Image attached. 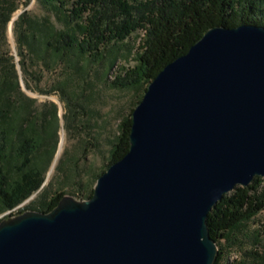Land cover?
<instances>
[{
  "label": "water",
  "instance_id": "95a60500",
  "mask_svg": "<svg viewBox=\"0 0 264 264\" xmlns=\"http://www.w3.org/2000/svg\"><path fill=\"white\" fill-rule=\"evenodd\" d=\"M91 199L0 222V264H215L214 207L264 178V26H218L151 83Z\"/></svg>",
  "mask_w": 264,
  "mask_h": 264
},
{
  "label": "rangeland",
  "instance_id": "374dc122",
  "mask_svg": "<svg viewBox=\"0 0 264 264\" xmlns=\"http://www.w3.org/2000/svg\"><path fill=\"white\" fill-rule=\"evenodd\" d=\"M46 21L58 29L63 27L58 12L42 0H0V92L6 81L18 83L11 91L19 99L11 115L21 121L29 119L31 124L27 132H21L16 124L5 168L11 180L19 179L23 162L17 148L31 136L37 150L30 168L45 179L28 200L12 211L0 212V222L27 211L40 212L60 193L78 201L88 200L100 176L109 169L123 122L133 118L151 85L115 84L139 63L141 31L125 42L108 46L103 59L76 61L78 70L68 68V61L60 64L58 60L47 68L46 61L58 58L45 43L35 41L39 47L35 53L28 45L20 47L21 36L31 41L34 33L30 24L38 26ZM5 99L3 96L0 109H5ZM233 236L236 244L223 242L228 262L264 264V210Z\"/></svg>",
  "mask_w": 264,
  "mask_h": 264
},
{
  "label": "trees",
  "instance_id": "16d2710c",
  "mask_svg": "<svg viewBox=\"0 0 264 264\" xmlns=\"http://www.w3.org/2000/svg\"><path fill=\"white\" fill-rule=\"evenodd\" d=\"M55 9L63 23L62 29L54 24H30L31 38L23 35L20 47L31 52L37 43L43 42L58 59L45 60L50 68L54 60L60 64L69 62L70 69L78 70L76 61L81 58L99 60L111 44L122 43L133 34L143 33L137 67L115 83L122 87L152 83L172 62L186 55L210 29L218 26L236 28L242 25L264 26V0H42ZM20 25V24H19ZM36 34L39 37H36ZM38 40V41H37ZM39 47H37L38 50ZM35 53V52H34ZM53 61V62H52ZM117 61L115 57L113 63ZM25 66V65H24ZM113 66V65H112ZM24 72L29 74L25 67ZM0 92V101L6 96L0 109V212L12 211L32 197L43 186L45 179L30 168L32 156L37 150L33 137H25L17 148L22 159L19 179H10L5 168L11 134L19 123L20 131L31 128L30 120L13 118L12 109L19 99L11 94L18 83L6 81ZM30 126V127H29ZM133 118L126 119L121 128L109 162V168L122 160L130 151ZM30 128V129H29ZM29 129V130H28ZM264 179H255L249 187H239L225 195L209 216L211 237L219 247L215 264L228 262L223 242L236 244L234 232L251 222L264 210ZM94 191L88 197L91 199ZM65 194L60 193L40 211L51 212Z\"/></svg>",
  "mask_w": 264,
  "mask_h": 264
}]
</instances>
